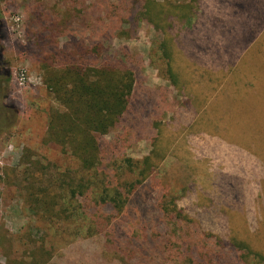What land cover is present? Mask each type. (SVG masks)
I'll use <instances>...</instances> for the list:
<instances>
[{
  "label": "rangeland",
  "instance_id": "obj_1",
  "mask_svg": "<svg viewBox=\"0 0 264 264\" xmlns=\"http://www.w3.org/2000/svg\"><path fill=\"white\" fill-rule=\"evenodd\" d=\"M186 1L197 3L193 27L172 30L183 92L159 78L164 64L152 53L161 37L155 29L112 42L119 58H126L122 47L129 51L135 91L120 124L96 134L100 161L90 173L47 139L48 114L61 108L42 84L39 62L47 52L72 49L73 38L107 47L100 10L108 1L93 10L92 0H0V102L14 121L0 135V264H147L151 255L145 261L136 252L155 232L153 207L164 204L187 215V243L235 238L264 255V0ZM73 8L83 11L59 36L56 24ZM88 14L93 26L79 27ZM194 93L199 108L185 109ZM152 152L155 173L137 187L127 213L112 221L96 214L100 236L73 241L75 227L87 228L82 214L90 207L91 177L104 186L131 183L137 162ZM74 190L81 196L72 199ZM43 203L52 207L48 214ZM169 229L171 244L164 239V246L179 253Z\"/></svg>",
  "mask_w": 264,
  "mask_h": 264
},
{
  "label": "trees",
  "instance_id": "obj_2",
  "mask_svg": "<svg viewBox=\"0 0 264 264\" xmlns=\"http://www.w3.org/2000/svg\"><path fill=\"white\" fill-rule=\"evenodd\" d=\"M92 1L93 4L90 6L91 9L94 8L93 10H96L97 5L101 6L104 1H108L106 6L101 8L100 13H104L102 19L108 22L103 27L108 29L104 38H107L110 44L105 47L94 40V44L86 46L84 42L73 38L75 46L72 49L61 48L52 53L47 52V55H44L39 62L42 84L56 105L61 108V111L51 109L48 114L47 139L59 147L63 153L68 152L74 161L80 164L82 170L90 171V173L97 169L100 161L101 148L95 137L96 134L106 136L120 124L130 108L135 91L136 75L129 51L122 47L120 53L124 51L126 58H119V52L115 51L112 42L115 39L120 41L137 39L144 26L155 29L161 37L153 41L152 53L155 56L160 55L158 59L164 64L162 76L159 78L167 81L174 90L183 92L185 83L182 82L178 69L173 66L172 43L177 35L172 36V30L175 26L179 27V33L191 30L196 20L194 7L197 5L194 1L187 2L186 0H163L162 2L117 0V5L114 7L112 6L113 0ZM82 11L77 8L67 11L63 19L56 24L57 34L63 36L66 29L72 27L73 21L78 20ZM92 17L93 14H88V18L85 21L79 20L77 25L83 28L88 24L87 28H91L93 26ZM45 47L46 45L40 43L38 52L45 53ZM150 64L154 67L153 61ZM187 102L190 104L185 109L196 111L199 108L200 104L195 93L188 95ZM8 112V109L0 102V135L7 132L13 125V117L10 118ZM201 136L204 134L201 133ZM156 155L158 154L152 152L141 162H137L139 166L133 171L135 178L131 183L114 185L111 182L104 186L98 179L96 180V175L91 177L89 190L86 189L90 207L82 214L87 221V228L75 227L73 241L100 236L101 231L96 227V214L101 212L103 215H110L108 219L112 221L113 217H121L127 213L130 198L136 194L137 187L145 184L155 173L153 169L157 166L156 161L159 162ZM30 158L31 154L28 153L24 156V163H30ZM132 165L134 163L129 167L132 168ZM70 194L71 198L75 199L78 192L74 190ZM42 200L43 197L40 203ZM40 205L45 214L52 211L48 203ZM92 205L93 208H91ZM153 210H156V217L154 212L151 213L155 232L150 235L149 241H144L145 244L136 252V257L138 259L141 257L145 261L151 255L152 258L147 264H225V259H228L230 264L235 262L237 264H264L263 253L256 252L247 242L235 238L225 241V239L216 237L215 243L210 245L207 244L210 242L207 239L205 242L201 241L204 244L203 247L199 246L200 242L187 243L185 238H189L187 234L189 228L185 229L183 226L189 219L176 204L154 206ZM75 213L76 217L80 215L78 210ZM169 227L172 229L174 239L181 242L180 244L174 242L175 245H179V253H174L172 248L164 246V239L166 244H171L170 240L165 238L167 233H170ZM157 251L163 252L152 256ZM170 253L171 260L168 261L165 254ZM18 264H23V262ZM120 264L126 263L121 260Z\"/></svg>",
  "mask_w": 264,
  "mask_h": 264
}]
</instances>
